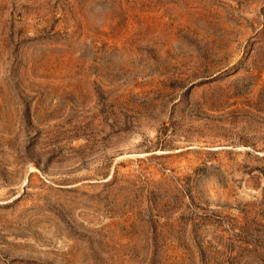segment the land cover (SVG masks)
<instances>
[{
    "label": "rangeland",
    "instance_id": "374dc122",
    "mask_svg": "<svg viewBox=\"0 0 264 264\" xmlns=\"http://www.w3.org/2000/svg\"><path fill=\"white\" fill-rule=\"evenodd\" d=\"M0 264H264V0H0Z\"/></svg>",
    "mask_w": 264,
    "mask_h": 264
}]
</instances>
